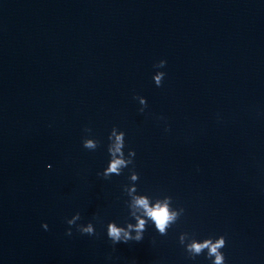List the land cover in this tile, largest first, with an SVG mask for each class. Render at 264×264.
Instances as JSON below:
<instances>
[{"label": "water", "instance_id": "95a60500", "mask_svg": "<svg viewBox=\"0 0 264 264\" xmlns=\"http://www.w3.org/2000/svg\"><path fill=\"white\" fill-rule=\"evenodd\" d=\"M221 238L264 264V0H0V264H215Z\"/></svg>", "mask_w": 264, "mask_h": 264}, {"label": "clouds", "instance_id": "9594fccd", "mask_svg": "<svg viewBox=\"0 0 264 264\" xmlns=\"http://www.w3.org/2000/svg\"><path fill=\"white\" fill-rule=\"evenodd\" d=\"M162 75V74H161ZM161 75H158L156 77V80H157V83L159 84L160 82V79H161ZM120 138L118 137V140ZM85 147H88V148H91V147H94V145L92 144V142H86L85 144ZM123 163L122 160L120 159H117L115 160L109 171L110 172H115L117 171L118 169V166L121 165ZM138 203L142 206H144L145 208L148 209V214L152 217L153 220H155L156 222V225L157 227L163 231L165 226H166V222L168 221V219L170 218L169 217V214H168V210L165 207H160V206H157L155 209H151V208H148V205H147V201L144 200V199H141L138 201ZM143 225H144V222L143 220L140 221V223L136 226L138 230H142L143 229ZM44 227L47 229V224L44 225ZM85 232H88V233H91L92 232V228L91 226H89L87 229L84 230ZM121 232H122V229H119L117 227H115L114 225L110 226L109 228V232H108V235L109 237L114 241V242H119L121 240ZM70 233V231H69ZM128 239V235L125 234V241H127ZM140 237H139V234L137 236V240H139ZM210 244L209 241H206L203 245L199 244V243H196V244H193L191 247L196 251V252H200L202 250L203 247H208ZM224 244V240L223 238H221L219 241H217L215 244H211V247H210V252L209 254L210 255H215L216 256V262L215 264H223V256L220 255L218 253V249L220 247H222Z\"/></svg>", "mask_w": 264, "mask_h": 264}]
</instances>
